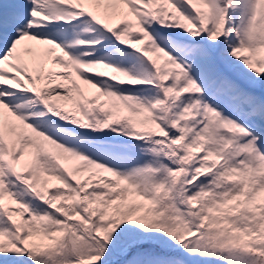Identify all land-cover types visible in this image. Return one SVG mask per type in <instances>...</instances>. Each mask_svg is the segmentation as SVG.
I'll use <instances>...</instances> for the list:
<instances>
[{"label":"snow or ice","instance_id":"6c2138e0","mask_svg":"<svg viewBox=\"0 0 264 264\" xmlns=\"http://www.w3.org/2000/svg\"><path fill=\"white\" fill-rule=\"evenodd\" d=\"M0 264H264V0H0Z\"/></svg>","mask_w":264,"mask_h":264}]
</instances>
